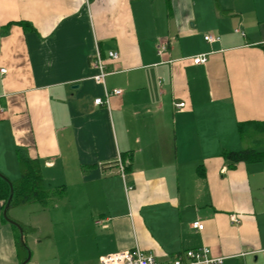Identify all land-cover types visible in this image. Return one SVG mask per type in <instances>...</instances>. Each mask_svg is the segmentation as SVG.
<instances>
[{
	"label": "crops",
	"instance_id": "obj_1",
	"mask_svg": "<svg viewBox=\"0 0 264 264\" xmlns=\"http://www.w3.org/2000/svg\"><path fill=\"white\" fill-rule=\"evenodd\" d=\"M96 46L122 89L110 106L95 104ZM263 133L264 0H0V171L15 180L37 159L61 189L10 207L28 250L0 200V264H99L136 246L264 264V159L224 155L264 151Z\"/></svg>",
	"mask_w": 264,
	"mask_h": 264
},
{
	"label": "built area",
	"instance_id": "obj_2",
	"mask_svg": "<svg viewBox=\"0 0 264 264\" xmlns=\"http://www.w3.org/2000/svg\"><path fill=\"white\" fill-rule=\"evenodd\" d=\"M205 39L208 41L218 40L219 36L205 35ZM167 45L159 43L157 45V53L160 56H164L167 52ZM108 58L111 60H116L119 58V53L117 51H110L108 53ZM195 64H202L207 61L206 54H199L193 57ZM91 65L97 70V73L93 76V79L100 84L104 85L105 97H99L95 99L96 105H106L110 106V97L112 95H120L122 89L115 88L112 91L107 89L105 85L106 77L109 74L107 70L106 58L103 57L100 49L96 46L95 52L91 56ZM6 69H2L5 72ZM176 107L185 106V102L175 103ZM119 170L124 179L126 190L132 189V185L127 183V177L125 172V165L121 157L118 158ZM232 220L238 222L239 218L236 215H232ZM192 226L197 229H203L204 225L200 221H194ZM224 262V257L214 256L209 247L203 246L195 249H188L180 254H178L171 261H161L154 253L145 251L140 247L136 246L132 249L122 250L115 253H110L102 255L99 258V264H222Z\"/></svg>",
	"mask_w": 264,
	"mask_h": 264
},
{
	"label": "trees",
	"instance_id": "obj_3",
	"mask_svg": "<svg viewBox=\"0 0 264 264\" xmlns=\"http://www.w3.org/2000/svg\"><path fill=\"white\" fill-rule=\"evenodd\" d=\"M22 24L26 25V23L23 22ZM224 155L228 160L231 161V165L239 161H254L264 159V151L260 152L251 149H245L241 151H229L225 152ZM20 169L21 175L15 180L7 178L0 171V200L4 201L5 207L11 196L12 198L10 201V207L21 206L30 203H40L44 206H47L50 204L53 196H55L56 193L61 192V189H52L46 185L37 159L21 157ZM9 218L13 219L11 217ZM13 220L19 223L17 220ZM4 221L10 222L7 218H4ZM11 224L15 227L17 232L16 240L18 247L20 249L28 250L25 240L24 242L22 240V234L20 232L19 227L14 223ZM19 224L23 228L24 233L26 228L21 223ZM24 260L25 258H22V262Z\"/></svg>",
	"mask_w": 264,
	"mask_h": 264
},
{
	"label": "water",
	"instance_id": "obj_4",
	"mask_svg": "<svg viewBox=\"0 0 264 264\" xmlns=\"http://www.w3.org/2000/svg\"><path fill=\"white\" fill-rule=\"evenodd\" d=\"M11 198H12V196L10 197V199H9V201H8V203H7V205H6V207H5V209H4V216H5V218H7L8 219V221H10L11 223H14V224H16L18 227H19V229H20V232H21V234H22V240H23V242H24V237H23V228L21 227V225L19 224V223H17L16 221H14L13 219H10L9 217H8V214H7V212H8V209H9V207H10V201H11ZM29 257H30V252H29V256H28V258L26 259V260H24L21 264H26V262L28 261V259H29Z\"/></svg>",
	"mask_w": 264,
	"mask_h": 264
},
{
	"label": "rangeland",
	"instance_id": "obj_5",
	"mask_svg": "<svg viewBox=\"0 0 264 264\" xmlns=\"http://www.w3.org/2000/svg\"><path fill=\"white\" fill-rule=\"evenodd\" d=\"M252 135H255L254 132L251 133ZM249 133L248 135L245 137V140H244V143H243V147L244 146H253L255 143L251 141L252 138H249ZM250 135V136H252ZM257 137H264V133L263 134H259L257 135ZM8 216L11 217L12 216V213H11V209L9 208L8 210ZM3 217L5 218L4 214H3ZM12 218V217H11Z\"/></svg>",
	"mask_w": 264,
	"mask_h": 264
}]
</instances>
